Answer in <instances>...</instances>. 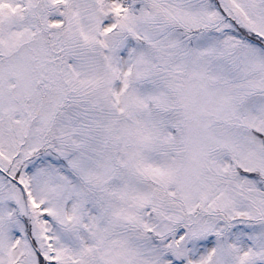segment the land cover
Segmentation results:
<instances>
[{"label":"snow or ice","instance_id":"obj_1","mask_svg":"<svg viewBox=\"0 0 264 264\" xmlns=\"http://www.w3.org/2000/svg\"><path fill=\"white\" fill-rule=\"evenodd\" d=\"M0 264H264V0H0Z\"/></svg>","mask_w":264,"mask_h":264}]
</instances>
